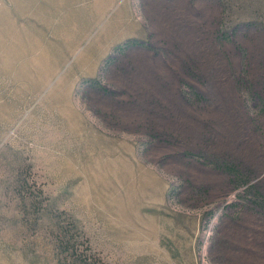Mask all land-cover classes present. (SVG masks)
Instances as JSON below:
<instances>
[{
    "label": "rangeland",
    "instance_id": "obj_1",
    "mask_svg": "<svg viewBox=\"0 0 264 264\" xmlns=\"http://www.w3.org/2000/svg\"><path fill=\"white\" fill-rule=\"evenodd\" d=\"M191 1L184 56L149 41L180 81L147 85L125 51L51 37L110 0H0V264H228L216 229L252 198L213 172L264 195V0Z\"/></svg>",
    "mask_w": 264,
    "mask_h": 264
},
{
    "label": "crops",
    "instance_id": "obj_2",
    "mask_svg": "<svg viewBox=\"0 0 264 264\" xmlns=\"http://www.w3.org/2000/svg\"><path fill=\"white\" fill-rule=\"evenodd\" d=\"M140 2L144 6L149 29L132 15L129 1L116 3V0H110L104 7L108 10L106 15L88 19L86 24L88 30L81 33L73 30L54 31L51 37L73 53L93 49L125 51L129 60L124 65V71L126 75H130L131 81L145 82L147 85L156 82H179V66L182 64L175 57L180 58L182 54L184 56L185 50L189 48L191 38L187 26L192 18L189 10L194 5L191 0H140ZM67 6L68 9L86 11L90 4L84 1L80 4L69 3ZM73 25L74 27L77 25L76 21ZM99 26L103 27L102 32L97 31ZM92 34L95 38L91 39L84 49L83 45L89 41ZM150 40L157 43L156 48H160L161 43L162 46H171L183 52L182 54L177 52L174 54L175 57H172L166 50V56L163 52L155 56L153 51L155 47L149 43ZM118 64L117 62L113 65ZM86 76L91 77L93 74ZM159 94L156 96L164 98L169 95L162 90ZM176 95L178 97V94ZM221 173L226 174L228 183L234 187L243 183L244 177L238 184L235 176L224 168L220 173L215 170L213 172L217 177ZM254 187L259 195L256 199L258 202L254 198H247L248 205L231 208L221 219L212 244L215 259L219 257L228 264H264V195L257 185ZM216 194L214 192L213 196Z\"/></svg>",
    "mask_w": 264,
    "mask_h": 264
},
{
    "label": "trees",
    "instance_id": "obj_3",
    "mask_svg": "<svg viewBox=\"0 0 264 264\" xmlns=\"http://www.w3.org/2000/svg\"><path fill=\"white\" fill-rule=\"evenodd\" d=\"M222 167L224 169H226L227 171H229L230 173H232L235 176L237 183L240 184V181L243 179L244 176L242 175V173H240L238 171L236 166H234L233 164H229V163H223ZM249 183H250V181H248V179L244 178L243 183H241L240 185H247L246 186L247 196L249 194L250 197L254 198V200L256 201V199L259 197V195H258L257 191L255 190V187L253 185H250ZM252 196H254V197H252ZM256 202H258V201H256Z\"/></svg>",
    "mask_w": 264,
    "mask_h": 264
}]
</instances>
